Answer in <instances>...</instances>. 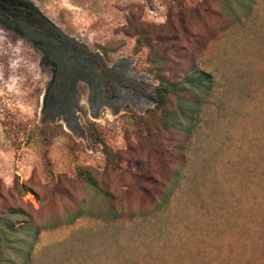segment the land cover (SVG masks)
Returning a JSON list of instances; mask_svg holds the SVG:
<instances>
[{"label":"rangeland","instance_id":"374dc122","mask_svg":"<svg viewBox=\"0 0 264 264\" xmlns=\"http://www.w3.org/2000/svg\"><path fill=\"white\" fill-rule=\"evenodd\" d=\"M0 262L264 264V0H0Z\"/></svg>","mask_w":264,"mask_h":264},{"label":"trees","instance_id":"16d2710c","mask_svg":"<svg viewBox=\"0 0 264 264\" xmlns=\"http://www.w3.org/2000/svg\"><path fill=\"white\" fill-rule=\"evenodd\" d=\"M33 14H35L33 12ZM37 19H40L38 15H36ZM55 40L68 52H70L73 56H76L78 58H93L95 64L101 66V60L97 57L94 58L89 51H87L86 47L84 45H81L77 43L76 41L72 40L69 37H65L59 32H54ZM106 74V73H105ZM209 75L203 72H200L196 77H186L181 84L171 83L170 81H167L163 79L162 77H158V84L153 89V94L155 96H152L151 94L141 93L142 96H144L149 102H151L154 106L156 111L161 110L167 103L168 97L171 93H174L177 90H182L184 87L194 88V89H204L207 91L209 89ZM184 87H179V86ZM143 88H140L138 92H141ZM153 109H149V112H153ZM1 263V262H0Z\"/></svg>","mask_w":264,"mask_h":264},{"label":"flooded vegetation","instance_id":"af4514ba","mask_svg":"<svg viewBox=\"0 0 264 264\" xmlns=\"http://www.w3.org/2000/svg\"><path fill=\"white\" fill-rule=\"evenodd\" d=\"M29 13H32V11H31V10H29Z\"/></svg>","mask_w":264,"mask_h":264}]
</instances>
